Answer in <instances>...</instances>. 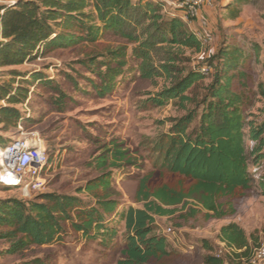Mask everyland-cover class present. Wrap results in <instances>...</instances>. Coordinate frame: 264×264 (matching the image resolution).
<instances>
[{"label":"trees","instance_id":"16d2710c","mask_svg":"<svg viewBox=\"0 0 264 264\" xmlns=\"http://www.w3.org/2000/svg\"><path fill=\"white\" fill-rule=\"evenodd\" d=\"M248 3L249 0H235L229 4L226 9L230 19H238L242 6ZM181 9L187 11L181 14L192 17L188 7ZM1 11L0 73L22 80L18 86L14 82L0 84V102H6L5 106L0 105V125L5 130L18 128L25 120L18 106L26 104L32 86L57 92L60 112L65 110L63 102L68 98L44 71L20 73L14 68L60 50L96 45L107 35L132 45L131 57L139 62L142 78H160L169 84L156 95L148 94L146 103L161 108L174 102L184 112L183 116L166 121L170 123L169 130L153 144L159 170L178 178V187H152L150 179H145L138 191V199L145 202L143 210L127 207L119 211L122 202L112 188V172L87 182L76 195L47 193L29 201L0 200V240L10 242L6 253L60 243L67 227L87 241L110 247L123 224L126 249L124 260L118 264H150L169 254L167 240L154 235V215L171 216L176 212L169 208L186 206V201L200 207L191 211V217L202 211L207 212L208 219L234 214L232 208L225 211L220 201L248 191L253 184L249 170L259 168L264 161V124L247 119L245 99L234 89L237 78H246L245 73H239L246 61L239 48L224 45L210 59L208 74L202 69L187 68L189 59L185 52H201L203 40L190 31L180 13L167 15L165 5L157 0H13L10 5L0 6ZM129 59V50L120 47L90 54L79 63L96 77L97 81L89 79L90 86L100 98H105L115 92L119 80L125 77ZM207 76L212 81L204 94H194ZM260 92L264 96V87ZM246 139L254 145L249 147ZM1 145L5 144L0 137ZM113 155L114 164L125 160L122 151ZM108 160L103 157L97 170L104 172ZM114 168L120 170L119 166ZM258 183L264 193V175ZM81 194L87 198H81ZM261 232L264 239V227ZM218 238L235 255L232 264L250 259L253 250L262 245L260 237H248L234 223L223 226ZM206 248L212 251L211 247ZM204 264H225V259L207 255Z\"/></svg>","mask_w":264,"mask_h":264},{"label":"rangeland","instance_id":"374dc122","mask_svg":"<svg viewBox=\"0 0 264 264\" xmlns=\"http://www.w3.org/2000/svg\"><path fill=\"white\" fill-rule=\"evenodd\" d=\"M157 1L165 5L167 15L180 13L190 31L203 40L201 52H185L189 59L187 68L207 69L210 59L224 45H234L242 51L246 61L239 73H245L246 78L244 81L237 78L234 89L245 99L247 119L258 125L264 124V96L260 92V88L264 87V0H249L248 4L242 6L236 20L230 19L226 9L235 0H212L210 6L199 10L196 18L181 14L187 12L178 6L183 0ZM12 2L0 0V6ZM120 47L129 50L125 77L119 80L115 92L100 98L89 82V79L97 81L96 77L89 74L79 61L90 54ZM131 49L132 45L127 41L107 35L96 45L60 50L14 68L20 73L44 71L57 82L68 98L63 102L65 110L60 112L57 108L59 104H56L59 100L57 92L45 90L39 85L30 86L31 95L26 104L18 106L25 119L22 124L8 130L0 125L3 144L36 135L45 143L50 159L43 174L46 189L42 193L25 197L19 191H6L0 186V200L16 198L29 201L47 193L76 195V191L87 182L109 172L115 174L112 188L122 202L119 211L127 207L144 209L145 202L138 199V191L141 182L147 178L152 187L164 184L178 187V178L159 170L153 144L157 137L169 130L170 123L166 121L181 117L184 112L178 110L174 102L161 108L146 103L148 94L156 95L169 84L160 78L153 81L142 78L139 62L132 59ZM15 77L0 73V84L14 82L16 86L20 85L22 80L19 76ZM211 81V76H207L194 94L203 95ZM0 105L5 106L6 102L2 101ZM246 142L249 147L254 145L247 139ZM115 151L125 153L123 162L114 164ZM103 157L109 158L104 172L96 168ZM117 166L120 170L114 168ZM249 175L253 178V184L248 191L220 201L225 211L233 209V215L208 219L207 212L202 211L191 217V211L200 208L192 201H186V206L181 204L169 208L176 212L171 216L154 215L151 225L154 235L167 240L169 254L161 261L153 260L150 264H204L207 255L223 257L225 264H232L230 261L234 260L235 255L218 238L221 228L230 223L240 226L248 237H260V247L264 246L261 232L264 227V193L258 183L264 175V161L259 168L252 167ZM80 197L86 199L87 195L81 194ZM118 229V236L110 247L101 246L99 241H87L82 235L73 233L70 227H67V234L60 243L31 246L12 255L6 253L10 242L0 240V264H25L34 260H42L44 264H118L124 260L127 236L123 224ZM206 246L211 247L212 251ZM248 260L234 262L248 264Z\"/></svg>","mask_w":264,"mask_h":264},{"label":"built area","instance_id":"2783aa9c","mask_svg":"<svg viewBox=\"0 0 264 264\" xmlns=\"http://www.w3.org/2000/svg\"><path fill=\"white\" fill-rule=\"evenodd\" d=\"M212 0H183L180 8L188 7L189 14L196 18L199 10L210 6ZM4 11L0 12V15ZM202 39V38H200ZM208 74V68L201 70ZM49 155L40 137L15 139L0 146V186L19 191L25 197L32 193H42L46 189L43 174L48 168ZM264 261V246L255 249L248 264H261Z\"/></svg>","mask_w":264,"mask_h":264},{"label":"crops","instance_id":"0c3cea01","mask_svg":"<svg viewBox=\"0 0 264 264\" xmlns=\"http://www.w3.org/2000/svg\"><path fill=\"white\" fill-rule=\"evenodd\" d=\"M5 5H8L7 3L5 4ZM20 78V77H19ZM21 79V78H20ZM27 79H28V77H27ZM31 95V94H30ZM134 208V207H133ZM138 210H143V209H138Z\"/></svg>","mask_w":264,"mask_h":264}]
</instances>
